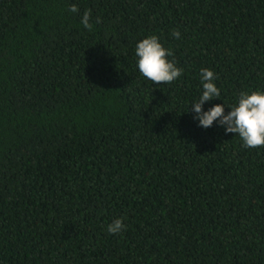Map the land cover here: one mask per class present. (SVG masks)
Masks as SVG:
<instances>
[{
    "label": "trees",
    "instance_id": "obj_1",
    "mask_svg": "<svg viewBox=\"0 0 264 264\" xmlns=\"http://www.w3.org/2000/svg\"><path fill=\"white\" fill-rule=\"evenodd\" d=\"M203 68V111L264 92V0H0V264H264V147L198 126Z\"/></svg>",
    "mask_w": 264,
    "mask_h": 264
},
{
    "label": "clouds",
    "instance_id": "obj_2",
    "mask_svg": "<svg viewBox=\"0 0 264 264\" xmlns=\"http://www.w3.org/2000/svg\"><path fill=\"white\" fill-rule=\"evenodd\" d=\"M69 11L78 13L79 9L76 5H72ZM90 21L91 12L86 10L81 23L89 31L93 28ZM100 22L97 18L96 23ZM172 36L179 39L181 33L173 30ZM135 55L139 72L154 84H170L182 75V69L176 66L175 60L168 59L172 56L171 50L166 49L156 35H150L139 41L135 48ZM200 76L202 94L197 101L191 103L192 111L195 113L193 118L199 121L198 126L207 129L216 121L218 126L224 127L226 134L238 135L244 148L264 147V92L259 90L251 93L241 92L236 106L232 107L227 114L223 104L214 105L207 111H203V104L214 98L218 99L220 90L214 83L217 76L213 71L203 68ZM106 230L109 234H120L125 230L123 219H114Z\"/></svg>",
    "mask_w": 264,
    "mask_h": 264
}]
</instances>
